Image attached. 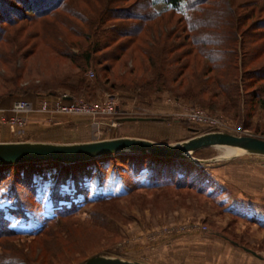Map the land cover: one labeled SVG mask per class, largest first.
I'll use <instances>...</instances> for the list:
<instances>
[{
  "label": "trees",
  "instance_id": "obj_1",
  "mask_svg": "<svg viewBox=\"0 0 264 264\" xmlns=\"http://www.w3.org/2000/svg\"><path fill=\"white\" fill-rule=\"evenodd\" d=\"M47 50L64 68L36 78L27 59ZM90 69L92 79L86 75ZM62 91L89 101L125 92L140 103L168 93L246 127L256 110L264 109V0H0V102ZM109 162L136 173L145 170L153 189L171 185L202 193L213 184L192 160L147 152L0 165V185L11 169L24 178L18 183L24 191L38 189L35 175L43 177L47 170L55 180L50 194L55 215L36 230L11 226L12 218L26 216L19 206L22 196L14 202L16 210L0 208V264L87 258L81 243L71 241L96 232L91 226L101 227L105 220L92 213L93 220L83 223L75 212L90 192L86 180ZM68 180L70 187L63 190ZM57 217L62 223L54 229L51 221ZM25 234L28 243L21 240Z\"/></svg>",
  "mask_w": 264,
  "mask_h": 264
},
{
  "label": "rangeland",
  "instance_id": "obj_2",
  "mask_svg": "<svg viewBox=\"0 0 264 264\" xmlns=\"http://www.w3.org/2000/svg\"><path fill=\"white\" fill-rule=\"evenodd\" d=\"M38 53L27 59L33 67L32 76L38 78L41 73L50 74L51 70L64 68L65 63L55 59V55L48 50ZM110 95H114L121 108L118 114L105 116L104 120L110 123L128 116H165L170 118L166 121L175 119L185 126L186 131L178 132L177 138L191 137L210 130L264 138L263 108L256 110L249 125L245 127L228 114L193 106L170 94L169 100L168 93L160 94L158 99L150 103H140L130 93H109L105 97ZM32 96L34 94L10 98L13 101L17 98L31 99ZM154 101H165L167 104L164 108L169 105L172 108L164 111L163 108H157ZM189 108L204 109L222 118L225 124L218 129H203L198 122L184 117L183 112ZM116 126L113 125V128ZM226 153L227 148L211 147L199 156H194L210 159ZM198 164L202 176L213 182L202 193L177 189L171 185L149 188L145 170L136 173L126 164L109 162L100 167L95 178L86 180L90 192L82 197V205L78 207L74 218L90 223L93 220L91 214L97 213L101 221L104 218V225L91 226L96 228V232L71 243L79 241L80 250L87 253L88 257L98 252H107L149 264H264V188L260 186L264 180V157L245 154ZM8 172L9 178L0 185V208L16 210L14 202L19 200L18 195L22 196L23 199L18 202L26 216L12 218L11 226L30 233L55 215L50 197L55 183L54 177L50 175L53 170H47L48 173L43 177L35 175L40 185L33 192L28 189L24 191L19 186L18 183L24 179L20 172L16 173L15 169ZM68 184L69 180L61 188L67 190L70 187ZM254 189L257 194L252 191ZM61 223L62 218L57 217L51 221V226L55 229ZM29 239L27 234L21 237L27 243ZM243 247L256 251L261 257ZM77 253L75 251L73 255ZM62 257H59L60 264L64 263L62 259L65 256ZM70 257L66 260L67 264L81 262L79 258L72 261Z\"/></svg>",
  "mask_w": 264,
  "mask_h": 264
},
{
  "label": "water",
  "instance_id": "obj_3",
  "mask_svg": "<svg viewBox=\"0 0 264 264\" xmlns=\"http://www.w3.org/2000/svg\"><path fill=\"white\" fill-rule=\"evenodd\" d=\"M206 147H224L234 152L210 159L194 156L197 150ZM121 152H147L156 156L184 158L196 163H207L245 154L264 157V138L256 135L235 134L225 130H210L175 142H162L133 136H117L86 142L0 141V165L33 161L77 162ZM243 248L261 257L256 251L248 247ZM78 264L149 263L107 252H98Z\"/></svg>",
  "mask_w": 264,
  "mask_h": 264
},
{
  "label": "crops",
  "instance_id": "obj_4",
  "mask_svg": "<svg viewBox=\"0 0 264 264\" xmlns=\"http://www.w3.org/2000/svg\"><path fill=\"white\" fill-rule=\"evenodd\" d=\"M43 96L34 95L31 99L35 103H39ZM168 96L170 100L171 96L169 94ZM104 98L106 97L104 96L102 99ZM11 102V98H7L2 101L1 105L8 106ZM156 103L157 108H163L162 110L164 111L166 108L168 110L172 108L171 105L164 108V105L167 104L165 101L161 103L157 101ZM26 117L27 125L22 135L15 136L9 127L0 124V141L86 142L117 136H133L162 142H175L188 138L185 136L177 138L178 132L184 133L186 131L185 126L180 121L175 119L172 121L154 120V116L139 118L136 116L122 117L118 119L116 124L118 127L115 125L117 128H113V125L111 127L109 121L98 125L97 121L88 115H51L48 112L36 111L27 114ZM92 130L96 132L93 133ZM260 186L264 188V180L261 181ZM252 191L257 194L255 189Z\"/></svg>",
  "mask_w": 264,
  "mask_h": 264
},
{
  "label": "built area",
  "instance_id": "obj_5",
  "mask_svg": "<svg viewBox=\"0 0 264 264\" xmlns=\"http://www.w3.org/2000/svg\"><path fill=\"white\" fill-rule=\"evenodd\" d=\"M87 75L93 78L95 73L90 69ZM36 111L48 112L51 115H88L94 118L98 125H102L105 116H114L121 111V108L114 95L89 101L62 91L58 94L44 95L39 103H35L32 99L17 98L8 106H0V124L9 127L15 135H22L27 125L26 115ZM183 113L185 118L215 129L225 124L222 118L211 115L204 109L189 108ZM116 124L117 122L113 121L111 126Z\"/></svg>",
  "mask_w": 264,
  "mask_h": 264
},
{
  "label": "bare ground",
  "instance_id": "obj_6",
  "mask_svg": "<svg viewBox=\"0 0 264 264\" xmlns=\"http://www.w3.org/2000/svg\"><path fill=\"white\" fill-rule=\"evenodd\" d=\"M230 151H233L232 149H227V154H230Z\"/></svg>",
  "mask_w": 264,
  "mask_h": 264
}]
</instances>
